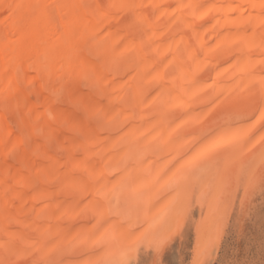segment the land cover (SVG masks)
Here are the masks:
<instances>
[{"label": "bare ground", "instance_id": "bare-ground-1", "mask_svg": "<svg viewBox=\"0 0 264 264\" xmlns=\"http://www.w3.org/2000/svg\"><path fill=\"white\" fill-rule=\"evenodd\" d=\"M263 187L264 0H0V264H128L204 209L195 264Z\"/></svg>", "mask_w": 264, "mask_h": 264}, {"label": "rangeland", "instance_id": "rangeland-1", "mask_svg": "<svg viewBox=\"0 0 264 264\" xmlns=\"http://www.w3.org/2000/svg\"><path fill=\"white\" fill-rule=\"evenodd\" d=\"M257 192L252 194L253 196L248 199H251V202L247 201L250 203L246 202L245 208L242 209L239 207L242 191L238 189L234 202L230 203V206L227 204L226 209L229 213L227 220L225 219L227 224L223 226L218 247L210 251L204 250L200 254L202 255L200 262L197 261L195 264H264V187ZM205 214L204 209L190 211L183 218L182 225L175 223L176 228L165 234L168 236V242L165 245L159 244L157 248L159 251L156 254L153 250L145 254L142 246H139L137 250L140 251H137L136 256L133 255L134 259L132 257L128 259V264H192L194 226L199 218L205 217Z\"/></svg>", "mask_w": 264, "mask_h": 264}]
</instances>
